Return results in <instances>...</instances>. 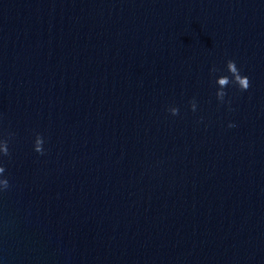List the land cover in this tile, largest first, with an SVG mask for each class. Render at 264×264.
Listing matches in <instances>:
<instances>
[{"label":"water","instance_id":"water-1","mask_svg":"<svg viewBox=\"0 0 264 264\" xmlns=\"http://www.w3.org/2000/svg\"><path fill=\"white\" fill-rule=\"evenodd\" d=\"M0 140V264H264V0H0Z\"/></svg>","mask_w":264,"mask_h":264},{"label":"clouds","instance_id":"clouds-1","mask_svg":"<svg viewBox=\"0 0 264 264\" xmlns=\"http://www.w3.org/2000/svg\"><path fill=\"white\" fill-rule=\"evenodd\" d=\"M226 70L231 76V80L229 79L228 76H221L215 81V84L218 87V90L215 93L216 99L219 102H224V97L226 95L224 89L229 85V84H234L238 87L240 91H247L248 88L250 87V82L249 79L246 76H242L240 74V70L236 67V63L234 60H228L226 62ZM211 72H215L216 69L212 68L210 69ZM189 108L191 111L195 112L197 108V104L195 99L189 101ZM168 112L172 116H177L179 114V109L176 107H170L168 109ZM229 128L235 127L233 124L228 125ZM11 139V134L9 135V138ZM43 143L44 140L41 135L37 134L35 137L34 145H33V150L39 154L43 155ZM8 140H0V156H8L9 151H8ZM5 172V168L0 166V174H3ZM9 188V183L7 179H0V191L2 190H7Z\"/></svg>","mask_w":264,"mask_h":264}]
</instances>
